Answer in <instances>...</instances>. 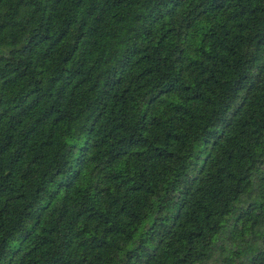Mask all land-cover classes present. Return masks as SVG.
<instances>
[{
  "label": "trees",
  "instance_id": "16d2710c",
  "mask_svg": "<svg viewBox=\"0 0 264 264\" xmlns=\"http://www.w3.org/2000/svg\"><path fill=\"white\" fill-rule=\"evenodd\" d=\"M0 264H264V0H0Z\"/></svg>",
  "mask_w": 264,
  "mask_h": 264
}]
</instances>
